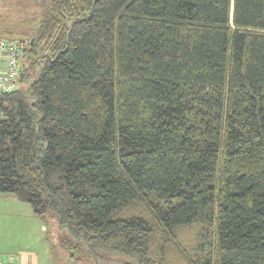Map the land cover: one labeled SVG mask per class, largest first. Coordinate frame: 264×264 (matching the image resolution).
Wrapping results in <instances>:
<instances>
[{
	"label": "trees",
	"instance_id": "trees-1",
	"mask_svg": "<svg viewBox=\"0 0 264 264\" xmlns=\"http://www.w3.org/2000/svg\"><path fill=\"white\" fill-rule=\"evenodd\" d=\"M40 1L0 193L84 264H264V0Z\"/></svg>",
	"mask_w": 264,
	"mask_h": 264
},
{
	"label": "rangeland",
	"instance_id": "rangeland-1",
	"mask_svg": "<svg viewBox=\"0 0 264 264\" xmlns=\"http://www.w3.org/2000/svg\"><path fill=\"white\" fill-rule=\"evenodd\" d=\"M46 10L45 5L42 4L40 0H0V35L7 36L3 33V30L9 29L13 32L15 37H26L32 38L31 34L34 28L38 25V21ZM20 64L27 67V75L25 77V84L27 80L32 78L39 72L38 66L31 63V60L27 57L22 56L20 58ZM21 85V83H18ZM23 205V204H22ZM26 206V204H25ZM27 207V206H26ZM39 219L45 227L43 239L20 237L15 239L10 237L9 239L15 244H23L22 242H27L31 244L34 248L38 249V253L42 251L43 246H47V255L49 261L48 264H84L86 258L82 257L75 259L72 255L68 254L66 250L62 248L61 240L66 238V234L62 235V232L56 233V229L53 225L54 221L49 220L48 224L45 223L41 218L34 215ZM24 225L21 224L20 228L24 231L31 229L30 221L26 218H22ZM33 227V226H32ZM9 233L6 231L0 232V243H4L8 240ZM19 240V241H18ZM19 242V243H18ZM18 252V250L16 251ZM69 255V256H68ZM7 255H0V259H7ZM44 264V262H41ZM105 264V262L101 263Z\"/></svg>",
	"mask_w": 264,
	"mask_h": 264
},
{
	"label": "crops",
	"instance_id": "crops-1",
	"mask_svg": "<svg viewBox=\"0 0 264 264\" xmlns=\"http://www.w3.org/2000/svg\"><path fill=\"white\" fill-rule=\"evenodd\" d=\"M25 204L11 194L0 193V232L6 231L10 235L6 242L0 243V255H7L5 260L12 257L21 261L22 264H42L41 262L48 264L46 262L49 261L47 246H43L42 251L38 253V249L27 242H22L23 244L18 242L19 244L14 245V242L9 239L10 237L43 239L45 227L39 219L33 216L30 207L27 204L26 207ZM22 218L28 219L33 227L31 226V229L26 231L20 228L21 224L24 225Z\"/></svg>",
	"mask_w": 264,
	"mask_h": 264
},
{
	"label": "built area",
	"instance_id": "built-area-1",
	"mask_svg": "<svg viewBox=\"0 0 264 264\" xmlns=\"http://www.w3.org/2000/svg\"><path fill=\"white\" fill-rule=\"evenodd\" d=\"M29 46L26 37H2L0 36V93L10 92L17 81L20 58ZM0 264H22L13 259L1 260Z\"/></svg>",
	"mask_w": 264,
	"mask_h": 264
},
{
	"label": "water",
	"instance_id": "water-1",
	"mask_svg": "<svg viewBox=\"0 0 264 264\" xmlns=\"http://www.w3.org/2000/svg\"><path fill=\"white\" fill-rule=\"evenodd\" d=\"M33 40H34V38L32 37V38L30 39V43H32V42H33Z\"/></svg>",
	"mask_w": 264,
	"mask_h": 264
}]
</instances>
